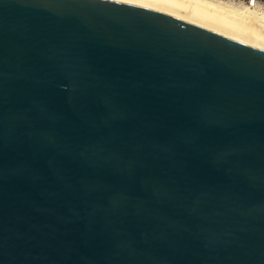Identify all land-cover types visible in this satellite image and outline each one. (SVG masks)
Listing matches in <instances>:
<instances>
[{"label":"water","instance_id":"95a60500","mask_svg":"<svg viewBox=\"0 0 264 264\" xmlns=\"http://www.w3.org/2000/svg\"><path fill=\"white\" fill-rule=\"evenodd\" d=\"M0 264H264V40L187 0H0Z\"/></svg>","mask_w":264,"mask_h":264},{"label":"bare ground","instance_id":"6f19581e","mask_svg":"<svg viewBox=\"0 0 264 264\" xmlns=\"http://www.w3.org/2000/svg\"><path fill=\"white\" fill-rule=\"evenodd\" d=\"M187 1L233 20L264 40V8L255 0L243 5H236L229 0Z\"/></svg>","mask_w":264,"mask_h":264},{"label":"rangeland","instance_id":"374dc122","mask_svg":"<svg viewBox=\"0 0 264 264\" xmlns=\"http://www.w3.org/2000/svg\"><path fill=\"white\" fill-rule=\"evenodd\" d=\"M229 1H231V2H233V3H235L236 5L238 4V5H243V4H246V3H251L253 0H229ZM256 2H258V4H261L260 6H261V8H262V6H263V8H264V0H255Z\"/></svg>","mask_w":264,"mask_h":264}]
</instances>
